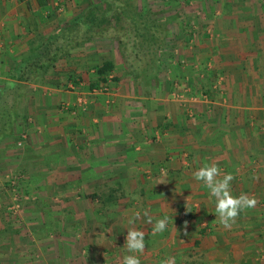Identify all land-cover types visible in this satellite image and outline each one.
Here are the masks:
<instances>
[{"label": "crops", "instance_id": "0c3cea01", "mask_svg": "<svg viewBox=\"0 0 264 264\" xmlns=\"http://www.w3.org/2000/svg\"><path fill=\"white\" fill-rule=\"evenodd\" d=\"M53 1L46 15L39 0H0V76L37 35L77 15ZM184 4L177 45L149 94L105 38L72 49L30 89L25 142L5 151L0 168L27 172L39 195L33 217L51 225L35 233L63 236L41 243L56 264H123L130 228L145 234L141 264H264V0ZM105 61L114 66L101 82L95 68ZM205 163L233 176V196L256 201L230 227L194 179ZM165 216L167 229L153 234Z\"/></svg>", "mask_w": 264, "mask_h": 264}, {"label": "trees", "instance_id": "16d2710c", "mask_svg": "<svg viewBox=\"0 0 264 264\" xmlns=\"http://www.w3.org/2000/svg\"><path fill=\"white\" fill-rule=\"evenodd\" d=\"M48 4V0H39ZM171 16L164 11L138 7L134 0H94L80 12L64 21L49 34H39L30 41V52L14 63L7 72L6 84H33L40 82L66 58L70 51L82 47L95 38L109 39L117 46L122 67L135 89L149 94L161 71L162 55L159 50L168 38ZM112 61L95 68L101 82L113 69ZM70 76L73 83L76 77ZM7 85V88H9ZM90 83V87L98 86Z\"/></svg>", "mask_w": 264, "mask_h": 264}, {"label": "rangeland", "instance_id": "374dc122", "mask_svg": "<svg viewBox=\"0 0 264 264\" xmlns=\"http://www.w3.org/2000/svg\"><path fill=\"white\" fill-rule=\"evenodd\" d=\"M90 1L94 0H61V3L72 6L78 14L81 9L86 7ZM138 7L148 8L151 11H164L165 16H171L172 20L168 25V38L159 50L158 55H170L172 49L176 47L172 35L177 36L181 33V22L184 21V0H134ZM47 7L43 10L49 14L51 2L48 0ZM183 14V15H182ZM179 19V20H178ZM177 21L180 26L174 28L172 24ZM183 30V28H182ZM106 39V38H105ZM92 39L90 43L93 41ZM111 42V41H110ZM103 45V44H102ZM110 52L119 55L117 46L112 42L109 45ZM112 53V54H113ZM8 71H2L0 76V159L8 149L19 151L25 142L26 131V101L30 94V89L38 83L28 84H6ZM7 85L9 88H7ZM16 153V152H14ZM26 171L13 170L10 168H0V264H56L54 253H45L43 255L40 249L41 243L48 240L53 243L55 239H61L59 234L49 233L46 236L37 235L41 232L35 230L41 229L48 221L43 215L33 217L38 212L39 195L36 189L30 188ZM52 207L56 201L50 200ZM47 216V215H46ZM50 224H47V227ZM48 227V228H49ZM52 227H54L52 225ZM33 228V229H32ZM53 231V230H52ZM56 231V230H54ZM53 231V232H54ZM45 232V231H44ZM79 236H81L79 234ZM68 236L69 242L72 238ZM43 238V241H42ZM47 248L52 244H47ZM42 253H41V252Z\"/></svg>", "mask_w": 264, "mask_h": 264}, {"label": "clouds", "instance_id": "9594fccd", "mask_svg": "<svg viewBox=\"0 0 264 264\" xmlns=\"http://www.w3.org/2000/svg\"><path fill=\"white\" fill-rule=\"evenodd\" d=\"M220 177V169L216 164L205 163L194 173V179L202 181L210 192V198H215V212L219 217L220 223L224 227H230L231 222L246 208L255 205V199L246 195L233 196L230 190V182L233 176L230 173ZM143 215L148 219V223H152V217L145 211ZM140 213H136L135 217L139 218ZM130 223H134L130 221ZM168 227V217L158 218L155 221L153 234L163 233ZM125 247L128 255L123 258V264H141L138 254L145 251V234L142 230L130 228L127 230L125 238ZM164 264H176L175 257H168Z\"/></svg>", "mask_w": 264, "mask_h": 264}, {"label": "built area", "instance_id": "2783aa9c", "mask_svg": "<svg viewBox=\"0 0 264 264\" xmlns=\"http://www.w3.org/2000/svg\"><path fill=\"white\" fill-rule=\"evenodd\" d=\"M101 89L102 90H106L107 89V86L103 85V86H101ZM79 102H81L82 105L85 104V102L83 101V99L81 97L79 98Z\"/></svg>", "mask_w": 264, "mask_h": 264}]
</instances>
